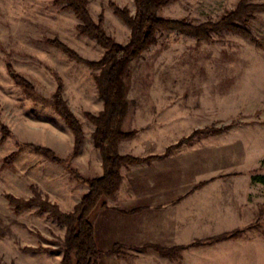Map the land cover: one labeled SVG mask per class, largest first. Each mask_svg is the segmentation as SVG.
I'll list each match as a JSON object with an SVG mask.
<instances>
[{
    "label": "rangeland",
    "instance_id": "374dc122",
    "mask_svg": "<svg viewBox=\"0 0 264 264\" xmlns=\"http://www.w3.org/2000/svg\"><path fill=\"white\" fill-rule=\"evenodd\" d=\"M240 1L161 0L158 14L192 25L217 24ZM115 6L131 16L136 13L135 0H88L93 20L116 42L127 44L131 27ZM237 22L253 38L225 28L210 30V38L163 29L156 42L129 63L123 75L128 112L121 129L131 137L121 140L119 151L145 158L173 147L161 159L125 165L129 178L139 177L142 184L146 179L157 194L172 199L160 213L177 243L154 245L171 248L254 227L237 239L168 255L149 244L122 245L112 254L103 250L122 236L130 235L133 241L141 236L125 233L137 225V215L122 212V205L108 200L104 211L118 216L98 219L101 264L111 256L138 261L132 264H264V185L253 180L264 173V10ZM80 24L65 2L0 0V264H62L66 223L41 202L19 209L11 197L40 198L72 212L76 206L71 211L62 206L78 187L88 186L73 170L92 178L101 160L103 167L93 136L96 126L89 117L104 109L95 78L101 69L88 62L101 60L106 48L82 33ZM9 66L23 81L14 78ZM60 88L84 132L77 152L75 135L55 106ZM165 158L167 162H153ZM103 230L105 237L100 236Z\"/></svg>",
    "mask_w": 264,
    "mask_h": 264
},
{
    "label": "trees",
    "instance_id": "16d2710c",
    "mask_svg": "<svg viewBox=\"0 0 264 264\" xmlns=\"http://www.w3.org/2000/svg\"><path fill=\"white\" fill-rule=\"evenodd\" d=\"M57 2L68 3V6L75 11L82 21V24L79 25L80 31L96 37L100 44L106 48L101 60L88 62L92 67L101 69L95 78L100 95L104 100V109L99 115L89 114V117L96 126L93 136L103 158V174L99 177L84 178L79 172L73 170L75 177L89 186V191L72 212H63L58 205L51 204L48 201L43 202L40 198L17 200L11 197V202L17 203L19 209L32 203L41 202L43 209L51 210L60 221L66 223L62 264H98L103 251L96 241L93 216L101 207L106 206V199L112 198L120 188L123 180L122 167L130 163L161 159L173 150V147H170L162 155H151L145 158L120 153L119 143L121 140L131 137V134L124 133L121 129L128 112V102L123 83V75L127 66L156 42L157 33L163 29H176L196 37L210 38V30L225 28L242 36L253 38L252 33L237 21L245 17H252L256 11L264 10V4H251L249 0H241L238 7L224 16L219 23L192 25L184 20L161 17L158 14L161 0H135L136 13L134 16H131L126 9L115 6L117 14L131 27L129 42L120 44L106 33L101 22L97 23L93 20L88 10V0H57ZM56 44L71 57L82 60L75 51L64 44L59 42H56ZM9 70L17 81H23L12 66H9ZM55 106L75 135V152H77L83 143L84 132L80 121L63 99L61 88L55 96ZM40 151L44 152V149L41 148ZM262 166H264V160ZM253 180L264 185V173L255 174ZM138 211L139 209L132 210V212ZM253 227L254 225H249L246 228H236L211 238L195 239L189 244L171 248L152 246L162 254L168 255L179 249L237 239L247 229ZM121 247L122 245L116 244L109 252L116 254L120 252Z\"/></svg>",
    "mask_w": 264,
    "mask_h": 264
},
{
    "label": "crops",
    "instance_id": "0c3cea01",
    "mask_svg": "<svg viewBox=\"0 0 264 264\" xmlns=\"http://www.w3.org/2000/svg\"><path fill=\"white\" fill-rule=\"evenodd\" d=\"M102 158V157H101ZM167 158L163 159L162 161H153L157 163L160 162H167ZM127 171L126 166L122 167V175H123V180L120 188L117 190L116 194L112 198L106 199V206L108 200H112L115 203H119L122 206L121 207L122 212H129L128 214H135L137 215V225L136 226H130V228H125L128 231H125L127 233L126 235L132 234V233H138L141 238H139L138 241H133L130 240L132 236H125L120 240H116L114 242V245L106 250L103 251H110L116 244H120L123 246H128V245H154V244H163L165 245H174L176 244V238L175 236L170 234V229H169V222L167 220L163 222L162 219V213H160V209L162 205H165L172 200L171 198H164L160 194H157L156 190L154 188L155 185L151 183V185H148L146 179L144 183H141V179L137 177V179L134 177L129 178L127 174L125 175V172ZM103 174V167H102V160L101 163H98L97 165V170L96 174L91 175L92 178L94 177H99ZM130 179V180H128ZM127 180H128V185H127ZM78 193H75L72 195V199L66 203L64 206H62L63 209L66 211H71L74 209V207L81 201L83 196L89 191V187H78ZM77 191V190H76ZM122 202V204H121ZM132 203H139L137 206L129 207L127 205H131ZM117 205V204H114ZM106 206L101 207L95 214H98L97 220H94L93 218V224L95 227V236H96V241H97V222L98 219L103 218V219H113L117 215L114 216H109L104 210L107 208ZM134 209H139L138 212H132ZM154 213L156 215H154ZM121 216H126V214L120 213ZM129 222H133L131 218ZM127 223V221H125ZM124 225V224H123ZM104 231V232H103ZM100 234L101 237L106 236V230H103ZM223 233V232H221ZM218 234V233H217ZM99 246V245H98ZM114 257V256H111ZM107 258L104 261V264H132L133 262H138V261H126V260H118V259H113V258ZM144 264H178L177 261L175 260H160V261H154V260H149V262H146L144 260ZM130 262V263H129ZM141 262V261H140ZM204 262V261H203ZM205 263V262H204ZM98 264L100 263V260L98 261ZM181 264V263H179ZM183 264H191V263H183Z\"/></svg>",
    "mask_w": 264,
    "mask_h": 264
}]
</instances>
